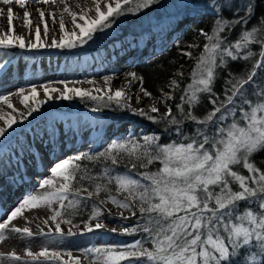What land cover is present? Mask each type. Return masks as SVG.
Returning a JSON list of instances; mask_svg holds the SVG:
<instances>
[{"label": "snow or ice", "instance_id": "1", "mask_svg": "<svg viewBox=\"0 0 264 264\" xmlns=\"http://www.w3.org/2000/svg\"><path fill=\"white\" fill-rule=\"evenodd\" d=\"M2 2L5 5L17 2L21 8L26 7L25 0ZM43 2L48 4L49 0ZM156 2L92 0L91 8L77 5L79 11L65 5L63 13L71 16L72 28H66L61 14L62 34L59 39L50 37V43L41 38L39 24L34 26L32 38L33 21L28 10L23 12V25L29 30L26 42L24 35L15 32L14 9L8 7L7 31L0 33V47L76 48L92 40L96 32L110 29L118 23V17L140 12ZM212 2L216 5L211 9L213 25L207 31L198 30L202 44L187 46L202 50L194 54L180 49L183 56L193 61L187 72L190 80H186L184 71H178L179 79L171 77L167 81L169 91L159 89L160 99L166 105L163 113L155 105L147 110L132 108L131 97L124 89H111V77L104 78L109 85L107 91L69 86L65 81L59 82L62 88L41 85L44 99L39 98L36 85L27 92L23 87L17 90L16 95L27 108L26 113H20V120H26L47 101L80 98L107 102L109 106L114 102L157 126L163 124L164 130L139 136L129 134L111 140L102 150L78 153L56 162L50 168L51 176L38 181L43 191L26 194L18 206L5 213L6 219L0 222V242L7 239L3 230L29 238L39 235L64 240L106 229L105 213L112 215V212L104 205L111 202L129 213L125 216L121 211L120 220L137 218L132 226L122 227L120 234H139L140 238L82 249L88 264H264V167L261 166L264 162L253 159L257 152L264 151V9L253 15L264 0L256 4L252 0H243L242 4L233 0L231 9L218 0ZM4 11L0 9V16ZM37 11L44 21L45 11ZM224 12L230 13L227 19ZM53 23H56L54 15ZM236 27L241 30L232 40L227 33ZM43 32L49 38L46 22ZM238 61L247 62L248 70L240 74L228 71L229 63ZM6 66L0 64V71ZM220 70L227 74L218 94L214 84ZM128 75L132 82L140 81V92L145 97H151L152 93L143 88L142 77L135 72ZM177 92L179 102L173 106L169 102L176 98ZM205 96L212 107L198 116L195 110ZM0 101L16 111L9 95H0ZM0 120L3 121L0 137L18 123L11 113L0 112ZM185 122L195 126L191 135L186 134ZM165 133L175 138L161 142ZM42 207L51 212L43 220L47 231L41 228L39 233H33L30 227L12 225L26 209ZM85 211L86 218L74 223L77 216H85ZM62 224L69 226L67 230ZM74 228L78 231H73ZM64 255L47 247L35 253L26 249L24 256L15 251L0 252V264H81V258L74 257L71 251L66 253L68 259Z\"/></svg>", "mask_w": 264, "mask_h": 264}, {"label": "rangeland", "instance_id": "2", "mask_svg": "<svg viewBox=\"0 0 264 264\" xmlns=\"http://www.w3.org/2000/svg\"><path fill=\"white\" fill-rule=\"evenodd\" d=\"M172 8L174 7L172 6ZM195 9L198 10V13L196 14H199L201 11H203V7H196ZM182 10H184V8ZM182 10H180L179 12L170 11L173 13H171L170 15H164L162 21L159 24L152 23V25L147 26L144 31H140L139 33L136 34H131V33L124 34V32H122L123 34L121 33L120 36L114 34L116 36L115 37L112 36L113 37L112 40L105 39L104 41H102L103 38L101 37L105 38V36L109 34L116 33V31H113V29L116 28L117 25L111 27L110 29L98 31L93 35L92 40L88 41L86 44L78 45L76 48H51L49 50L46 47L38 48V49H28V48L20 49L19 47L3 49L2 47H0V59H1L0 61L1 62L4 61V63L1 64H5L7 66L17 68V70L15 69V71L17 74L16 78H18L16 79L14 77L12 79L10 77L7 80H5L6 82L5 81L0 82V95L16 94L17 90L21 87L28 89L32 85L38 84L35 83L34 80L31 78L30 70H22L28 67L24 65V62L18 63V59L22 56L30 58V56H34L39 53L42 54L45 52L54 53L58 51L61 54L64 53L63 55L68 58L70 57V59L80 57L79 60L82 61V63H84V65L86 66L87 65L86 55L87 56L94 55V53L102 49H107V48L110 49L111 46H115L122 41L133 39L134 42L136 43L138 42L139 44L136 47V49L133 48V50H131V52L123 60L121 59L114 60L113 62H111L110 66H105L97 73H94L86 77H88L91 80L102 81L104 83L105 77H111L113 79V77L116 74L121 75L123 73L125 75L123 77L127 80H130L135 90L137 89V93L144 96V94L140 92V87H141L140 81L137 80L135 82H132V77L129 76L128 73L134 72L132 66L135 64L138 58L151 57L156 52L161 51L164 48L162 47L163 45L170 46L174 43H177V40L179 39L181 34L180 33L181 28L184 26V24L192 16L200 17L199 15H193L194 14L193 13L191 15L189 14L188 15L189 17L187 19H186L187 15L184 16L185 18L180 19L179 13ZM210 11L211 9H209V11L207 12ZM144 41H146L145 43L146 47L143 50H141L143 45V44L141 45V43H143ZM97 42H101V43L97 44ZM187 46L188 44L184 47L185 50H191V51L193 50V49H188ZM186 58L189 60L188 57ZM33 63L35 64V62ZM35 66H36L35 68L36 70L40 68L37 64H35ZM186 66L188 67L189 63ZM75 71L68 72V70H64V71L56 72V74L55 73L46 74L45 75L46 78L39 84L45 85V84H51L52 82L65 81L68 82L71 86L83 87L94 91L95 88L92 85L81 83V78L78 75L79 71L76 72ZM57 76L60 77L57 78ZM3 82H5L4 83L5 85L2 84ZM108 86H106V89H104L105 91L108 90L107 89ZM94 94L97 93L94 92ZM128 95L131 97L129 103L131 104L132 108H136V109L143 108L147 110L153 106L154 102L159 101L160 107L158 108L160 110V113H163L166 110V105L161 101L160 96H154L153 94L151 95V97L144 96L145 102L142 103L139 101L136 102L133 99L132 94H128ZM39 98L44 99L45 97L43 94L42 95L40 94ZM97 107H99V110H94L97 109ZM22 108L20 109V111L18 110L16 112H11V114L17 118L18 123L14 125L12 129H9L8 133L4 137H0V158L5 154L6 152L5 148L8 146V144L12 143L14 140L15 141L20 140L19 135H23L21 137H23L22 139H24L23 141L25 142L23 141L22 142L25 145L28 141V137H27L28 132L31 129H33L32 130L33 132H38V133L39 132L43 133L45 128H53L59 130L63 126L62 121H64L69 116H73L76 120L80 122H84L87 124L90 123L94 125V129L91 132L96 135V139L85 147L78 148L71 152H68L64 158L72 157L78 153L90 152L91 150L102 149L111 140L121 138L129 134L130 132L139 131V130H143L144 132H146L145 129L147 131L158 130L159 132H163L164 130V126H162V124H161L162 127H160V125L157 126L144 117L135 115L131 111L124 109L123 107L116 106L114 102H112L109 106L107 102L102 103L99 101H92L89 99L81 100L80 98H75L71 101L53 99L47 101L43 106L39 108L37 112L33 113L26 120H20V113L27 112L26 107H22ZM109 120H111V122H109ZM185 123L187 125L186 134L191 135L192 132L194 131L195 126L192 125L191 122H185ZM0 126H3L2 120H0ZM172 138L175 137L174 136L169 137L168 134L165 133L164 135H162L161 142H169L170 139ZM31 141L32 140L30 139V142ZM20 145L22 146L21 142ZM253 159L257 162H264V151L257 152L254 155ZM158 166L159 165L157 163L156 167ZM261 166L264 167V164H262ZM50 168L51 167L48 166L47 171L50 172ZM150 168L153 171L155 170V167L153 166H150ZM40 175L41 174H38V172H32L31 174H29V177H34V176L40 177ZM42 191L43 190L40 189V192ZM30 193L35 194L36 192L31 191ZM22 195L25 196L26 194L22 193ZM105 208L110 209L112 212L111 216L105 217L103 220V222L107 225L106 229H97L94 230L92 233H84L83 235L69 237L64 240L52 239L49 237H39L37 239V242L36 239L31 240L30 243L31 247L35 246L36 248L39 249H42L43 247H47L49 248V250H59L61 251L62 254H65L64 255L65 259H68L66 253L68 251H71L74 257L81 258V264H88V261L84 259L85 253L82 251V249H87L92 247H102L108 244L127 243V242H131L134 239L140 238L139 234L130 235V236L120 234V229L122 227L132 226L136 222L137 218L131 217L133 219L131 220L129 219L127 221L120 220L118 218V214L120 211H123V214L125 216H128L129 213L126 210H122L118 208L116 205H113L111 202L105 204ZM41 209H47V208L42 207ZM32 210H37V209H32ZM68 227H69L68 225L62 224V228H64L65 230H67ZM81 227H83L82 224ZM113 228H116L117 231L111 232V229ZM73 231H78V229L74 228ZM249 249L251 252V246H249ZM245 260H247V256L245 257Z\"/></svg>", "mask_w": 264, "mask_h": 264}, {"label": "bare ground", "instance_id": "3", "mask_svg": "<svg viewBox=\"0 0 264 264\" xmlns=\"http://www.w3.org/2000/svg\"><path fill=\"white\" fill-rule=\"evenodd\" d=\"M25 5L26 7L24 8H21L17 2L5 5L3 4L2 0H0V9L5 10L3 15L0 16V33L7 31L6 9L11 7L14 9V15L16 17L13 20L15 32L17 34L24 35L27 42L29 30L23 25V12L28 10L31 12L30 19L33 21L32 38L34 39V26L39 24L41 27V38L45 41V43H50V37L55 36L57 39H59V36L62 34L59 31V19L61 14H63L66 28H72L71 16L68 13H63L64 6L67 5L72 8V10L79 11L80 9L77 7V5H80L81 7L87 5L88 8H91L92 0H55L54 3L52 0H49L48 4H45L43 0H25ZM37 9H42L45 11L44 21L39 19ZM53 15L56 19L55 24L53 23ZM45 22L49 26V38L44 37L43 26ZM145 43L146 41L141 43V45L143 44L141 50L146 47ZM138 44L139 43L134 42L133 39H128L127 41H122L115 46H111L110 49H102L94 53V55H86V66L84 63H82V61L79 60L80 57L77 58L75 56L76 58L70 59V57H65L63 55L64 53L61 54L58 51L54 53H39L37 55L30 56V58L22 56L18 59V63L24 62V65L28 66L22 70H30V76L35 83H38L36 86L41 95L43 94V91L40 88L41 84L39 83H41L46 78L45 75L49 73L56 74V72L64 70H68V72H73L75 70L79 71L78 75L81 78V83L89 84V81H94V83L90 85H92L94 88H101L104 90L106 89V86H108L105 84V82L103 83L102 81L91 80L86 76L97 73L105 66H110L111 62L114 60H123L131 52V50H133V48L136 49ZM46 48L49 50L51 49L49 47ZM33 62H35V64L40 67H38V70L35 69L36 66ZM1 63H4V61H0V64ZM15 69L17 70V68L6 66L2 71H0V82L5 81L10 77L12 79L14 77L16 78L17 74ZM60 76H57V78ZM123 76L125 75L122 73L121 75L116 74L113 77L112 82L110 83L111 89L114 91L115 89L122 88L128 94H132L133 99L136 102L139 101L144 103L145 97L137 93V89L135 90L130 80L125 79ZM130 84L131 87H129ZM50 85L61 88L63 87L61 84H59V82H52ZM69 86L71 85L69 84ZM29 89L30 88L25 89L26 92ZM54 94L55 93H53V95ZM9 96L16 111H20L22 107H25L23 104H21L20 97L18 95L11 94ZM137 96L140 97L139 100H137ZM154 105L156 107H160L159 101L154 102L153 106ZM16 111L9 109L7 105H4L3 102H0V112L11 113ZM62 125L63 126L59 130L45 128L43 133L33 132V129H31L27 136L29 142L27 141L25 145L23 144L25 141H23L24 139L21 137L23 135H19V141L14 140L5 148L6 152L0 158V222H2L3 219H6L5 213L10 212L13 208L18 206L19 202L25 197L22 195V193L28 194L31 191H34L36 192L35 194H38V192H40L38 181L51 176V173L47 171L48 166H54V164L62 160L68 152L85 147L96 139V135L91 132L94 129V125L90 123L87 124L80 122L73 116H69L64 121H62ZM30 139L32 140L31 142ZM20 142L22 143V146L20 145ZM37 153L39 155H36ZM33 155H36L35 161L33 160ZM29 171L31 173L38 172V174L41 175L40 177H29V174H31ZM50 215L51 213L47 209H26L23 216L12 221V225L20 228L30 227L33 233H39L41 228L47 231L48 226L43 223V220ZM49 223L51 224V222ZM2 234L5 235L7 239L3 242H0V252L8 253L15 251L17 254L22 256L25 254V250L29 248L34 253L41 250L35 246L31 247L30 244L32 239H36L37 242V239L41 237L39 235L29 238L23 237L17 233H12L8 230H3Z\"/></svg>", "mask_w": 264, "mask_h": 264}, {"label": "trees", "instance_id": "4", "mask_svg": "<svg viewBox=\"0 0 264 264\" xmlns=\"http://www.w3.org/2000/svg\"><path fill=\"white\" fill-rule=\"evenodd\" d=\"M218 2L220 4H226L229 9L232 8L233 0H218ZM240 2L242 4L243 0H240ZM252 2L256 4L259 2V0H252ZM172 6L174 8H172ZM215 6L216 5L213 4L212 0H157L155 5L149 6V8L147 9H142L140 12L137 13H127L125 14V16L118 17V23H114L112 25V27L117 25V27L113 29V31H116V33H112L105 36V38H101H103L102 41H104L105 39L112 40L113 37H115L116 35H121L122 32H124V34L139 33L140 31H144L147 26L152 25V23L159 24L162 21L164 15H170L171 13H173L170 11L179 12L185 7H203V9H212ZM262 9H264V4H261L260 7L256 9V12L253 15H258ZM193 15H199L200 17L192 16L190 20H188L184 24V26L181 28V34L179 39L177 40V43H174L170 46L163 45L162 47L164 48L161 51L156 52L151 57L138 58L135 64L132 66V69L137 74V76L143 78V87L150 93H152L154 96H161V93L159 91V89L161 88H163L164 91H169L166 86L167 81L171 77L179 79V77L176 75L178 71H184L185 74L190 71L193 61L190 59L188 60L186 56H183L181 54L180 49L181 47L184 48L187 44L191 43L202 44V37L197 34L198 30L205 29L207 31L213 25L214 13L212 10L210 12L205 11L203 13ZM223 15L227 19L230 13L224 12ZM252 24H255V19L252 20ZM240 30V27H236L234 30L229 31L227 35L230 39L235 40ZM99 43L101 42H97V44ZM199 50H202V47L201 49H193L192 51L194 54H198ZM188 63L189 66L187 67L186 65ZM246 63L247 62L244 61L230 62L228 65V71L234 74H240L242 72H245L248 70L246 68ZM226 74L227 73L223 70L218 71V76L214 84V91H216L218 94L222 92V87L224 85V78ZM186 80H190V78L187 77V74ZM179 95V92L175 93L176 98L173 101H170L169 103L173 104V106L175 103H178ZM211 107L212 105L208 102L206 96L202 97V103L195 110L196 114L198 116H203L207 110L211 109ZM109 122H111V120H109ZM162 126L160 125V127ZM145 131L146 132H144L143 130H139L130 132L129 134L139 136L145 133L153 132V130L147 131L146 129ZM102 149H98L95 151H99ZM86 215L87 211H85V216H77L74 219V223H79L81 219L86 218ZM108 216L111 215L105 213L104 218ZM131 219L133 218H130V220Z\"/></svg>", "mask_w": 264, "mask_h": 264}, {"label": "water", "instance_id": "5", "mask_svg": "<svg viewBox=\"0 0 264 264\" xmlns=\"http://www.w3.org/2000/svg\"><path fill=\"white\" fill-rule=\"evenodd\" d=\"M205 11H209V8H207V9H203V11H201L200 13H203V12H205ZM196 14V13H198V10H196L195 8H193V7H185L184 8V10H182L180 13H179V18L181 19V18H185L184 16H186L187 15V17H186V19L189 17L188 15L190 14ZM190 20V19H189Z\"/></svg>", "mask_w": 264, "mask_h": 264}]
</instances>
